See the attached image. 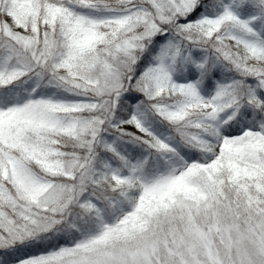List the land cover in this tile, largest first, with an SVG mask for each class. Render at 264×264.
<instances>
[{"label":"snow or ice","instance_id":"obj_1","mask_svg":"<svg viewBox=\"0 0 264 264\" xmlns=\"http://www.w3.org/2000/svg\"><path fill=\"white\" fill-rule=\"evenodd\" d=\"M0 264H264V0H0Z\"/></svg>","mask_w":264,"mask_h":264}]
</instances>
